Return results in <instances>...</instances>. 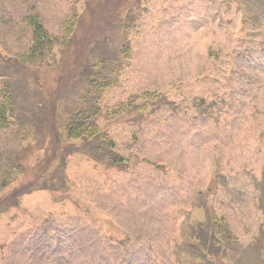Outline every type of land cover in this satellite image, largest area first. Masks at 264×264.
I'll return each mask as SVG.
<instances>
[{
    "label": "rangeland",
    "instance_id": "374dc122",
    "mask_svg": "<svg viewBox=\"0 0 264 264\" xmlns=\"http://www.w3.org/2000/svg\"><path fill=\"white\" fill-rule=\"evenodd\" d=\"M19 1L0 0V89L49 119L0 131L1 170L22 169L0 194V264H264V0H25L58 37L80 15L55 69L13 59ZM98 59L119 66L100 96L104 163L52 114L68 117Z\"/></svg>",
    "mask_w": 264,
    "mask_h": 264
},
{
    "label": "trees",
    "instance_id": "16d2710c",
    "mask_svg": "<svg viewBox=\"0 0 264 264\" xmlns=\"http://www.w3.org/2000/svg\"><path fill=\"white\" fill-rule=\"evenodd\" d=\"M19 3L21 11L18 13L16 22H18V26L22 25L29 30V38L27 39V48L17 51L13 59H16L21 66L24 65L28 68L47 67L55 69L54 65L62 62L63 50L70 43L67 41L78 33L75 30L77 29L78 23H80V15L76 13L74 17L66 19L62 23V34L58 37L51 34L43 24L42 15L36 5L31 4V2L29 4L25 0H20ZM2 45L0 41V52L5 51ZM128 53L129 46L123 50L121 54L122 60L125 61ZM114 65L105 59L95 60L92 65L87 64L84 74L79 76V83H83L84 85L83 93L79 95L80 98L72 106L68 117L66 118V113H64L65 116L63 117V114L58 113L56 108L52 110L55 119L63 118L61 124L64 123L63 134L65 138L70 142L88 141L93 148L97 146L91 151L93 154H96L94 157L103 163L108 158V148L112 145V141L99 124L101 117L100 96L115 83L119 66L116 67ZM81 67L82 65L77 64L78 69ZM23 70L19 69V71ZM88 70L90 71L89 74ZM57 84L59 86V82ZM149 98L151 97L146 98L147 102ZM55 100L58 102L60 98L56 97ZM38 106L41 105L38 104ZM48 110L49 108L46 105L42 109L43 112L38 111L41 118H38V114H34L33 116L32 113L30 114L22 110L19 111L15 105L13 91L8 85H4L0 89V131L2 133L8 134L15 132L18 136L19 133H26L28 131L30 136L32 134L36 135L37 132H35V129H38V131L41 130L38 125L40 126L49 119L47 114ZM21 143H23V140H21ZM18 162L19 158L18 160L14 159L13 166H11V169L6 170V172H3L0 168V194L9 187L6 184V176L13 175L20 177L22 175L21 165L17 164ZM114 163L116 164L117 161H114ZM2 205H0V209ZM229 233L230 229L227 225H220L219 229L214 232L215 239L221 244L220 249L223 247L227 248L224 243L228 241Z\"/></svg>",
    "mask_w": 264,
    "mask_h": 264
}]
</instances>
